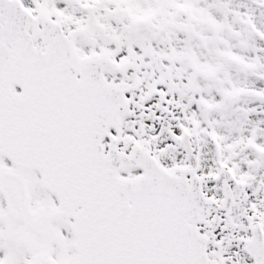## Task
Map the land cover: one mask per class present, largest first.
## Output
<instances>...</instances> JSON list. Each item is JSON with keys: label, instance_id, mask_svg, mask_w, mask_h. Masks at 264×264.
<instances>
[{"label": "snow or ice", "instance_id": "obj_1", "mask_svg": "<svg viewBox=\"0 0 264 264\" xmlns=\"http://www.w3.org/2000/svg\"><path fill=\"white\" fill-rule=\"evenodd\" d=\"M0 264H264V0H0Z\"/></svg>", "mask_w": 264, "mask_h": 264}]
</instances>
